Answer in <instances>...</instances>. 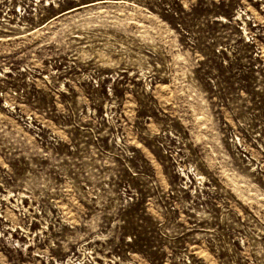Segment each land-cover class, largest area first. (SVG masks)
I'll return each mask as SVG.
<instances>
[{
    "label": "rangeland",
    "instance_id": "rangeland-1",
    "mask_svg": "<svg viewBox=\"0 0 264 264\" xmlns=\"http://www.w3.org/2000/svg\"><path fill=\"white\" fill-rule=\"evenodd\" d=\"M0 264H264V0H0Z\"/></svg>",
    "mask_w": 264,
    "mask_h": 264
}]
</instances>
